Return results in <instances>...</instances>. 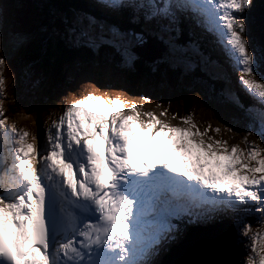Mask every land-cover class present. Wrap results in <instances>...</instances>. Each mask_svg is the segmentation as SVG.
<instances>
[{
    "label": "snow or ice",
    "instance_id": "6c2138e0",
    "mask_svg": "<svg viewBox=\"0 0 264 264\" xmlns=\"http://www.w3.org/2000/svg\"><path fill=\"white\" fill-rule=\"evenodd\" d=\"M101 3L115 12L128 11L132 20L154 23L174 54L181 49L172 33L181 16L192 13L242 73L244 91L264 106V81L255 79L257 72L264 77V48L250 50L243 35L252 0ZM3 15L0 4V25ZM64 35L72 44L94 49L110 43L129 60L130 38L143 39L78 15L68 20ZM3 87L0 78V91ZM131 111L135 114L125 115L118 98L108 102L89 94L67 105L43 130L39 147L36 137L27 143L28 133L15 125L8 129L0 120V264H150L148 257L182 216L264 210V149L249 146L247 159L255 161L250 165L235 145L229 152L225 142L218 152L213 143L197 140L203 133L193 132L194 124L169 126L153 113H145L151 117L145 122L135 104ZM181 119L191 121L190 116ZM259 119L264 136V107ZM133 124L145 135L138 139ZM140 152L143 157L133 159ZM258 241L264 236L252 239L249 264H264Z\"/></svg>",
    "mask_w": 264,
    "mask_h": 264
},
{
    "label": "rangeland",
    "instance_id": "374dc122",
    "mask_svg": "<svg viewBox=\"0 0 264 264\" xmlns=\"http://www.w3.org/2000/svg\"><path fill=\"white\" fill-rule=\"evenodd\" d=\"M14 1L17 5L20 2V0H13L12 4ZM262 2H264V0H262ZM259 3L260 0H258L257 7H259ZM0 4L4 6V24L0 25V30H3V27L7 22L6 17L7 15L10 16L9 1L0 0ZM5 4L7 5V7ZM251 7H254V5L252 4ZM74 13L75 15H82L76 10L74 11ZM257 14V10L251 9L245 13V24L247 29L246 33L243 34L245 39H247V33L250 32L252 28L253 16L257 17ZM81 19L83 18L81 17ZM189 21L197 24L196 19H191ZM30 26L33 32L39 33L41 30V20L38 19L35 21H31ZM119 27L121 30L127 31L123 25H119ZM147 28L148 27H146V29ZM9 34L11 35L12 33ZM50 39L51 38H48V40ZM251 39H253V41H256L254 37H251ZM130 40L131 42L128 44V48L129 51L134 54L133 49L136 46V43L132 38H130ZM252 45L257 48L255 44L252 43ZM42 49H45L43 52H41V57L43 59L42 65L45 67V65L48 63L49 57L55 55L56 51L48 49V44H46L44 35L40 34L38 42L35 43V52L39 50L41 51ZM108 49H110V53H117L118 57L123 58L124 65L131 66V64L135 60L136 54H131L132 59L129 60L124 55H122L121 51H118L117 49L113 50L111 48V44H109L108 47L103 50L100 57H96L94 53H91V56H94L96 60L108 62V58H105L107 56L106 54L108 53ZM216 49L219 50L221 48L218 45ZM260 50L261 49L258 48V51ZM0 51L2 54V42ZM223 56L225 55L223 54ZM196 58L197 57L194 56H192L191 58H185L167 50L163 53L161 58L154 59V62H151L146 58L142 59L141 61L143 63L149 64L150 66V68H146V71H153L155 74V78L152 77L151 80L152 82L154 81V90L151 89V91H147V87L144 86H140L135 89L134 87H130L124 81V79L120 76V73L127 75L129 78L128 72H133V69L131 68L128 72H125L123 70L117 71V69H115L113 65L106 64L101 68L97 65V69L90 70L86 68V70L83 69V71L80 72L77 70V68L72 67L69 69V87L60 97V100L56 102L53 107L47 110H42V105L30 106L31 110L35 111L33 115L27 114V108H23L20 105L21 102L18 101L19 97L23 98L24 96L23 91L18 89V87H22L25 80H19L20 77L18 76V71L15 67H11L5 64V66L1 68L0 74L1 78L4 81V87L2 90L4 94L0 95V108L3 109L0 110V112H2V115L5 117V119L3 120L5 126L8 129H11V127L15 125V127L20 132L28 133V136L26 137L27 143H32V138L36 137V144L38 147L41 140L45 138V133L43 130L49 127L52 124L53 120H58L59 117L63 115L65 98L69 100L68 103H72L76 100L85 98L89 94H92L93 96H101L105 99V101L108 102H110L111 99L118 98L123 103V111L125 115L135 114L131 111L132 104H135L136 112L140 114V120L145 122L151 119V117L145 115V113H153L158 119H160V115H162V121H167V124L172 123L176 125L178 124L179 118V113L177 111L182 113L189 112V114H187L188 116H192L194 114L195 119L200 121L203 125L201 128H199V124L194 121H190L188 127H182L189 128L192 124H194L196 127L192 129L193 132H195L198 128L200 133H202V130H205L206 128L209 129L210 126L214 130V132L219 133V135L214 138L213 142H211L209 138H205L203 136L204 138L202 139L206 144L213 143L218 152H223L225 142L229 152L231 151L232 146L235 145L237 147V154L240 155L242 160L244 159L246 163H249L251 165L250 161L247 159L249 154V146L258 145L260 149H264V136H261L260 130L256 128L261 123L260 119L251 117L248 114L247 116L240 115L237 111H242L231 103L229 93H227L228 98L226 99L222 98L220 95V97H215V95L213 96L210 88H215V85L220 86L221 80L223 79V74H221V72L214 69L213 67L209 68L201 66V63H203L204 61L198 60L196 62ZM11 59L15 60L19 59V57L13 56L12 53ZM187 60H190L192 63ZM66 63L67 62H63V64ZM30 65L31 66L24 65L25 70H21V72H23L22 78L24 79L23 76H28L30 79V83L38 84L42 80L43 72L37 64L30 63ZM59 65L61 66L60 73L64 78L67 79L68 73L64 70L65 66L61 64V61H59ZM53 66L56 65L53 64ZM170 67L175 70L173 77L170 76V73L172 72V69ZM45 69L49 74L50 70H48L46 67ZM55 69L58 70V68ZM241 75L242 73L239 71L236 78H232L233 87L236 90H240L241 94L247 95L251 100H253V98L244 91L239 82ZM96 78L98 80V83L96 81ZM228 78H230V76H228ZM255 79H257L258 81H264V77H262L259 72L255 74ZM44 81L45 80H42L41 82L43 83ZM30 83L28 82L27 84L29 85ZM159 87L160 90H157L159 89ZM123 95L126 97V99L119 98ZM258 106L262 107L260 105ZM168 108L176 109L177 111L172 114V111ZM242 113L246 114L244 112ZM40 125L41 127H39ZM29 130L31 131V133ZM215 141H219L220 145L216 146L214 143ZM261 155H264V151L261 152ZM232 217L234 219V224L237 225V227H235V235L241 237L240 240H237V242L234 243V246L239 247L241 251L240 255L238 256H233V254L230 253L229 260L232 261L235 260L236 257H240L241 264H249V260L248 263L244 260L245 249L247 247V242H251L252 244V239L254 237H256L257 235L264 236V210L257 209L256 211H248L247 215L246 212H242L239 214L235 213ZM251 219L257 221L260 220V227L248 226L246 224V221L249 222ZM252 222L255 224L254 221ZM210 223L214 224L215 220H211ZM228 223H230L231 225V222ZM176 228L177 231H174L175 240L176 242H178V244H181L183 238L185 237V235H187V233L183 236V231L180 228L179 223H176ZM179 236H181V238H179ZM165 241L166 239L163 242ZM163 242L161 243L163 244ZM260 242L261 241L257 242V247L259 246ZM161 243L159 246H161ZM171 250L172 249L170 248L169 252H171ZM160 254L164 255L165 259L166 254H164V249H160ZM153 255H156V252H154ZM179 255L180 257H183L182 254ZM163 260L159 261V263H154L155 260H153V264H161ZM150 264H152V261H150Z\"/></svg>",
    "mask_w": 264,
    "mask_h": 264
},
{
    "label": "bare ground",
    "instance_id": "6f19581e",
    "mask_svg": "<svg viewBox=\"0 0 264 264\" xmlns=\"http://www.w3.org/2000/svg\"><path fill=\"white\" fill-rule=\"evenodd\" d=\"M64 13L66 14V16H64V17H68L69 19L75 15L74 11H72V10H69V14L67 13L66 10L64 11ZM2 24H4V21L2 22ZM181 30L182 29L180 27H178V32H181ZM190 35L192 36V38L194 37L193 34L190 33ZM186 37H189V36H186ZM186 41H190V40H186ZM25 43H22V44L24 45ZM192 45H197V44L195 42H192ZM199 50H201V49H199ZM19 52H20L19 50L15 49V52L14 51L12 52L13 56L19 57ZM23 77H24L25 81H28L30 83V79L28 76H23ZM28 82H26V83H28ZM29 86L33 91H41V87L39 86V84L30 83ZM21 88H23V86ZM137 88H135V89H137ZM255 108L257 109V110H255V113H257V114L260 113V108L258 106H256ZM133 129L136 132L138 139L141 136L145 135L144 133L140 132L139 128L135 124H133ZM142 157H143L142 152L133 155V158H142ZM216 215L219 216L218 220L220 222V226L222 227V231H223V234L225 235V237L216 236L213 232L215 227L209 222V220L215 218ZM229 217L231 218L232 215H230ZM178 219H181V217ZM204 219L208 222L203 227V225H201V223L203 221L202 217L201 218H189L187 216H183V221L185 223H187V224L194 223V225L192 226V229H190V230L189 229H183L180 226V228L183 231V233H182L183 236H184V234L187 233V235H185L186 238L185 237L183 238V241L181 242V244H179V249H178L179 252L183 251V249H185V251H184L185 254L183 255V261H185L186 264H202V263H206V264H232V263L240 264V262H238L239 261L238 259H236L234 262H232L228 259V256L230 257V253L233 254L232 251L235 248L234 239L231 237V234L233 233V230H236L235 227H237V225L232 224V226H231L230 223H228V222H231V220L224 217L222 214H220V212L212 213L208 216H205ZM215 219H213V220H215ZM174 223L176 224V223H178V221L174 220ZM175 231H177V228ZM191 233H193V234H195L201 238L196 240L194 238V236H191ZM179 238H181V236H179ZM168 239L171 240L172 237L171 238L168 237L166 239V241ZM165 242H163V244L161 243V245H164ZM175 247H176V245L175 246L172 245L171 246L172 250H171V252H168V254L171 253V254L175 255V253H176V251L174 250ZM203 250L205 251V253H203V255H201V251H203ZM153 253H152L153 260H156V255H153ZM174 255H168L169 256L168 260H167L168 264H174L176 261L180 262L179 255H175V256ZM236 256H238V255H236ZM165 261H166V257H165V260H163V262L162 263L160 262V263L161 264H167Z\"/></svg>",
    "mask_w": 264,
    "mask_h": 264
},
{
    "label": "trees",
    "instance_id": "16d2710c",
    "mask_svg": "<svg viewBox=\"0 0 264 264\" xmlns=\"http://www.w3.org/2000/svg\"><path fill=\"white\" fill-rule=\"evenodd\" d=\"M48 1H49L50 10L54 14L55 20H56V23H57V25H55V27H54V25L50 21V28L53 31V33L55 35H57L58 33H60L64 29V27L62 25L63 21H65L66 19H68V17H64V16H66V14L64 13V11L61 12V13H59V10H61L63 8H66L69 0H47L46 3ZM257 5H258V0H256V3L254 4V10H257L260 15H263L264 5H263L262 0H260L259 7H257ZM46 13H48V10H47V7L46 6H44V7L41 6L40 7V6H38L36 4V7H35L34 5H32V16L35 19H37V20L38 19L41 20V22H43L44 24H46V21H45L46 20V15H47ZM47 18H48V16H47ZM263 20H264V17H263V19L261 21L259 20V24H263ZM18 31L19 32H24L23 29H22V27H21V25L19 24V22H18ZM190 33L193 34L192 31H190ZM26 35H27V33H26ZM186 40H189V37H186ZM29 41H30V39H28L26 41V43L29 42ZM63 41H65V42H67V44H69L68 40H63ZM195 43L197 45H202L201 43H199L197 41H195ZM25 44H24V46H25ZM49 48L51 50H53V48H51L50 45H49ZM19 51H20L19 52V56H21V55H27V54H31V53L36 54V52L34 50H32V49H26V48H22V47H21V49H19ZM75 51H77V47H76ZM58 56H60V53L58 54ZM85 59H87V56L85 57ZM60 67L61 66L59 64L56 65V66L51 67L52 68V71H51L52 76L47 81V83L42 87L41 92L37 96L38 99H40L41 101H44V100H46V101H54V100H56L57 98L60 97L61 91L67 85L64 77L60 73ZM55 68H58V70H56ZM142 71H144V68H142L140 65H137L135 74H133L132 76L137 77V76H139L142 73ZM134 80L142 81V79H137V78L134 79ZM145 82H148V81H145ZM131 85L133 87H135V88H137L139 86L138 83L135 84L134 82H132ZM259 108L261 109V107H259Z\"/></svg>",
    "mask_w": 264,
    "mask_h": 264
},
{
    "label": "water",
    "instance_id": "95a60500",
    "mask_svg": "<svg viewBox=\"0 0 264 264\" xmlns=\"http://www.w3.org/2000/svg\"><path fill=\"white\" fill-rule=\"evenodd\" d=\"M13 1V0H11ZM25 1V0H24ZM15 2V1H14ZM19 16L21 17V20H23V22L26 24V28L30 31L33 32V30L31 29V26H30V22L33 21V16H32V10L30 7L26 6H21V10L19 11ZM248 34L250 35V37H254L256 41H253V39H251L252 43L255 44L257 46V48L259 49H262L264 48V28H262L261 26H257V28H251L250 32H248ZM191 236H194V238L197 240L201 237L191 233ZM216 236H219V235H216ZM222 237V236H220ZM185 244V243H184ZM186 246V245H185ZM217 247V246H216ZM179 245H177L174 250L176 251L175 255H179V254H182L184 255V251L185 249H183V251H180L179 252ZM203 253H205V251H201V255H203ZM168 255H174V254H167L166 255V263L168 264L167 260H168ZM174 255V256H175ZM179 259L180 261L182 262H178L176 261L174 264H179V263H183V264H186L185 261H183V257H180L179 255ZM202 264H206V263H202Z\"/></svg>",
    "mask_w": 264,
    "mask_h": 264
}]
</instances>
